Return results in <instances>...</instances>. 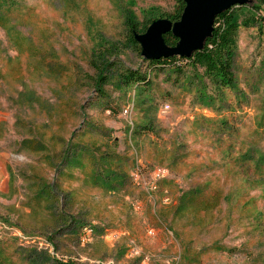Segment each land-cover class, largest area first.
<instances>
[{"label":"rangeland","instance_id":"1","mask_svg":"<svg viewBox=\"0 0 264 264\" xmlns=\"http://www.w3.org/2000/svg\"><path fill=\"white\" fill-rule=\"evenodd\" d=\"M173 8L0 0V264H264V31L216 91L128 42Z\"/></svg>","mask_w":264,"mask_h":264},{"label":"trees","instance_id":"2","mask_svg":"<svg viewBox=\"0 0 264 264\" xmlns=\"http://www.w3.org/2000/svg\"><path fill=\"white\" fill-rule=\"evenodd\" d=\"M184 7L182 0H174L172 11L156 15L155 9H150L146 24L138 28L139 23L131 13L125 15V25L128 28L127 40L140 55V47L134 40V33H142L151 21L166 18L172 22L180 18ZM261 13V14H260ZM148 22V23H147ZM240 26H255L264 31V0H249L247 4L233 6L214 18L212 36L206 39L201 50L194 52L189 58L172 56L153 60H143L151 65V69L162 70L170 68L177 75H183L187 69L192 71L196 80L206 79L216 91L235 88L234 61L236 55V33ZM168 46H174L177 39L169 32L163 35ZM123 83L148 82L146 76L136 70H127L121 76Z\"/></svg>","mask_w":264,"mask_h":264},{"label":"water","instance_id":"3","mask_svg":"<svg viewBox=\"0 0 264 264\" xmlns=\"http://www.w3.org/2000/svg\"><path fill=\"white\" fill-rule=\"evenodd\" d=\"M184 7L177 21L158 18L150 22L142 33H134L143 60L172 56L189 58L203 48L212 36L214 18L233 6L247 4L249 0H182ZM171 33L177 39L168 46L163 35Z\"/></svg>","mask_w":264,"mask_h":264}]
</instances>
